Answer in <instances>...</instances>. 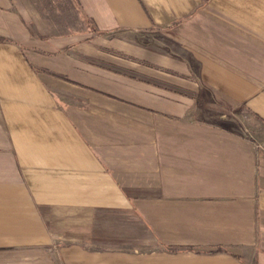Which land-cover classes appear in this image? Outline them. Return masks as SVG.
<instances>
[{
    "label": "crops",
    "instance_id": "obj_1",
    "mask_svg": "<svg viewBox=\"0 0 264 264\" xmlns=\"http://www.w3.org/2000/svg\"><path fill=\"white\" fill-rule=\"evenodd\" d=\"M0 264H264V0H0Z\"/></svg>",
    "mask_w": 264,
    "mask_h": 264
}]
</instances>
